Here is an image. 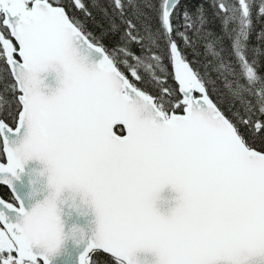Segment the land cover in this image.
Returning a JSON list of instances; mask_svg holds the SVG:
<instances>
[{
  "label": "snow or ice",
  "instance_id": "6c2138e0",
  "mask_svg": "<svg viewBox=\"0 0 264 264\" xmlns=\"http://www.w3.org/2000/svg\"><path fill=\"white\" fill-rule=\"evenodd\" d=\"M262 20L264 0H0V264L69 243L75 264H264Z\"/></svg>",
  "mask_w": 264,
  "mask_h": 264
},
{
  "label": "water",
  "instance_id": "95a60500",
  "mask_svg": "<svg viewBox=\"0 0 264 264\" xmlns=\"http://www.w3.org/2000/svg\"><path fill=\"white\" fill-rule=\"evenodd\" d=\"M47 83H50L53 87L56 86L54 77H49ZM31 168L39 167L38 164H30ZM7 188V187H6ZM21 190L26 194L29 192V187L27 186V177H25V184L21 187ZM166 197H172L175 196V193H172L170 190H166L165 194ZM66 224L68 228H71L73 225H78L82 228H84L87 231H90L95 225L93 224L94 215L92 213H89L86 216H81L73 213L70 216H66ZM76 249L73 247L71 243L68 244L66 253L59 257L55 264H75V255H76ZM70 254V255H69ZM142 257L145 255L143 253L140 254ZM150 259H154V257L151 256V254H147Z\"/></svg>",
  "mask_w": 264,
  "mask_h": 264
},
{
  "label": "trees",
  "instance_id": "16d2710c",
  "mask_svg": "<svg viewBox=\"0 0 264 264\" xmlns=\"http://www.w3.org/2000/svg\"><path fill=\"white\" fill-rule=\"evenodd\" d=\"M101 3H104L105 0H100ZM94 11V15H96L97 19H99V13L97 10H93ZM209 18L211 20V23L209 24V27L211 29H213L215 32L219 33L220 31V22L218 19H212V16H211V10H209ZM255 25H256V32L260 31V29L262 27H264V20L262 21H255ZM89 28L92 29L93 31L99 33L100 32V29L99 28H96L95 25L93 23H89ZM107 43V41H106ZM251 43L253 45L257 44V41H256V36H255V32L253 33V36H252V39H251ZM0 196H3L4 198L6 199H9L11 198V193L9 191L8 188L4 187V186H0Z\"/></svg>",
  "mask_w": 264,
  "mask_h": 264
}]
</instances>
